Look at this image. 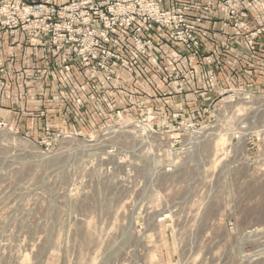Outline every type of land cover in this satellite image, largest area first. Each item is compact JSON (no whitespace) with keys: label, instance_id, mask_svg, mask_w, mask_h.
Instances as JSON below:
<instances>
[{"label":"rangeland","instance_id":"1","mask_svg":"<svg viewBox=\"0 0 264 264\" xmlns=\"http://www.w3.org/2000/svg\"><path fill=\"white\" fill-rule=\"evenodd\" d=\"M217 1L259 42L264 25L243 0ZM253 4L264 14V0ZM184 6L199 45L172 39L173 26L167 38L201 57L214 31L190 3L168 1ZM206 74L191 86L188 71L169 72L164 113L46 101L39 130L0 115V264H264V77L217 86Z\"/></svg>","mask_w":264,"mask_h":264},{"label":"crops","instance_id":"2","mask_svg":"<svg viewBox=\"0 0 264 264\" xmlns=\"http://www.w3.org/2000/svg\"><path fill=\"white\" fill-rule=\"evenodd\" d=\"M68 1L57 0L59 4ZM185 2L190 3L192 11L201 15L205 26L214 31L205 39L204 50L207 52L203 56L191 55L171 43L159 30L145 31L143 37L153 49L154 57L141 55L133 46L117 45L124 60L115 65V72L111 75L101 73L95 77L76 59L62 63V55L50 49L47 36L30 39L21 32L15 36L0 33V71L3 72L0 107L5 108H0V115L12 126L16 118H21V128L33 130L37 126L39 130L46 101L64 105L76 99L85 105L104 102L107 113L112 112L114 103L119 107L130 100L133 104L144 101L151 104L155 112L157 108H167L168 100L172 98L168 92V73L181 69L188 71L191 86L204 84L208 69L216 73L217 86L246 84L253 79L261 81L264 77L260 59L264 57V35L259 37V42L246 41L226 22L217 0L211 5L206 0ZM255 9L253 0H243V10L250 15V20H259L263 26L264 14H256ZM207 54L212 57L211 64L206 62ZM130 66L135 68V75L128 73ZM18 103L22 105L20 109ZM161 111L164 113V109ZM50 115L55 116L53 110Z\"/></svg>","mask_w":264,"mask_h":264},{"label":"built area","instance_id":"3","mask_svg":"<svg viewBox=\"0 0 264 264\" xmlns=\"http://www.w3.org/2000/svg\"><path fill=\"white\" fill-rule=\"evenodd\" d=\"M168 1L0 0V31L21 30L30 39L49 36L50 47L64 62L76 59L94 76L111 75L124 60L117 45L133 44L140 54L152 56L145 31L160 30L168 37V26H173L172 39L188 48L199 45L200 38L186 20L187 7L168 9ZM128 71L134 73L133 66Z\"/></svg>","mask_w":264,"mask_h":264}]
</instances>
